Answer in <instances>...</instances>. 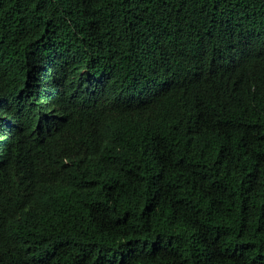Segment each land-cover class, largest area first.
Listing matches in <instances>:
<instances>
[{"label": "trees", "instance_id": "1", "mask_svg": "<svg viewBox=\"0 0 264 264\" xmlns=\"http://www.w3.org/2000/svg\"><path fill=\"white\" fill-rule=\"evenodd\" d=\"M0 264H264V0H0Z\"/></svg>", "mask_w": 264, "mask_h": 264}, {"label": "bare ground", "instance_id": "2", "mask_svg": "<svg viewBox=\"0 0 264 264\" xmlns=\"http://www.w3.org/2000/svg\"><path fill=\"white\" fill-rule=\"evenodd\" d=\"M80 127V126H79ZM75 128V127H74ZM78 128V127H77Z\"/></svg>", "mask_w": 264, "mask_h": 264}]
</instances>
